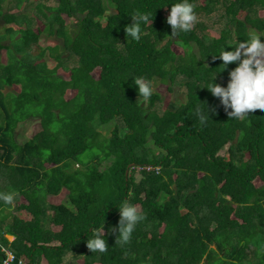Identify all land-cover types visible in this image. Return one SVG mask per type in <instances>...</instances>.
Masks as SVG:
<instances>
[{
  "label": "trees",
  "instance_id": "trees-1",
  "mask_svg": "<svg viewBox=\"0 0 264 264\" xmlns=\"http://www.w3.org/2000/svg\"><path fill=\"white\" fill-rule=\"evenodd\" d=\"M3 1L0 41L10 43L0 42V192L14 191L29 219L0 201V264H62L70 252L82 264H264V112L230 118L202 88L222 70L214 55L264 35V0H190L198 17L223 8L216 37L202 33L203 23L168 36L178 0H56L32 9L20 0L8 13ZM137 12L153 18L139 42L124 31ZM42 33L60 42L43 47ZM228 70L214 82L226 87ZM136 77L172 92L184 85L183 102L159 112L160 93L145 101ZM197 108L210 119L202 122ZM31 118L40 129L21 140L17 128ZM103 160L110 163L99 169ZM64 189L65 200L47 202ZM125 200L146 218L120 244L108 230ZM102 226L109 248L92 253L87 236Z\"/></svg>",
  "mask_w": 264,
  "mask_h": 264
},
{
  "label": "clouds",
  "instance_id": "clouds-1",
  "mask_svg": "<svg viewBox=\"0 0 264 264\" xmlns=\"http://www.w3.org/2000/svg\"><path fill=\"white\" fill-rule=\"evenodd\" d=\"M130 17L132 23L126 25L124 31L127 37L139 42L143 35L142 25H150L153 18H150L149 14L139 12ZM197 22L195 5L190 0H178L171 4L166 18V23L171 27V35L168 36L176 37L182 32L187 33ZM261 37L264 35L253 33L247 40L237 41L232 45V50L223 48L219 55L213 56L214 59L218 58L222 61L220 65L222 70L216 72L202 88L208 89L214 97L219 99L230 118L244 119L253 112H264V42L261 41ZM234 62L236 67L228 70L229 64ZM225 70H228L226 87L214 82L216 74ZM131 81L137 89L138 96L143 97L145 101L150 100L154 91L153 82L145 77H136ZM196 111L202 122L210 119L208 110L206 115L200 108ZM16 195L14 191L0 192V201L11 205ZM117 208L118 223L109 228L108 234H116L115 243L126 244L130 241L138 223L146 217L127 200ZM90 234L91 238L87 236L86 240L88 249L92 253L106 252L109 247L106 243L104 227L91 228ZM2 249L6 250L4 247ZM9 252L13 256L10 250Z\"/></svg>",
  "mask_w": 264,
  "mask_h": 264
},
{
  "label": "rangeland",
  "instance_id": "rangeland-1",
  "mask_svg": "<svg viewBox=\"0 0 264 264\" xmlns=\"http://www.w3.org/2000/svg\"><path fill=\"white\" fill-rule=\"evenodd\" d=\"M20 0H4L2 2V10L4 13H8L10 11L12 12H16L17 10V5L19 3ZM37 2H42L44 4H47L49 6L51 5H56L57 1L56 0H29V4L28 7H35L37 5ZM31 7V9L33 8ZM224 10L222 8L221 11L218 12V10H215L214 13H212V15H200L198 17V22L197 23H203L208 27V30H204V32L207 34L208 36L211 37H216L219 34V30L223 27V23L226 22V18H223L222 14H223ZM42 20V19H40ZM69 23H71V20H66ZM41 23H39L38 25H40ZM6 26L7 24L5 23V21L3 20L2 17H0V35H3L6 31ZM70 26V25H69ZM15 28H17L16 26H14ZM2 46H6L8 45L10 42L8 41L7 38L2 39L1 41ZM56 42H60V38L58 39L57 36H55V34H46V33H42L41 34V38H40V42L39 45H42L43 47L46 45H54ZM173 48L175 50V52H177V54L183 53L182 48L178 45H173ZM38 49V48H37ZM7 49L6 48H0V62L7 60ZM63 64L66 65H72L73 64V60L70 58L69 55H66L65 58L63 59ZM47 65L48 67H53L55 65V61L52 58H47ZM60 74H63L64 76H67V73L60 70L59 72ZM181 78L179 77V80ZM18 91L19 90V85H15L13 87H8V89H6V91ZM174 92L167 90L168 88L165 85L162 84H157L155 85L154 89L155 91H157L158 93H160L161 99L159 102H157L156 104V109L159 112H162L165 108L167 107H171V105L173 106H179V104L181 102H183V94L186 93V87L184 85H176L174 86ZM69 94V93H67ZM180 98V100H175L174 97ZM110 127H104L102 130L105 134H108L110 132V129H108ZM40 129V122L38 119L36 118H31V121L28 125H24L23 127H18L17 128V132L19 135H17L18 138H20L21 140L26 139L27 137H31L33 136L38 130ZM91 151L88 152V154H90ZM109 161L108 160H103L100 164H99V169H104L106 168V166L109 165ZM78 165H75V168H78ZM67 195V190H63L59 195H48L46 197L47 202L49 203V200L52 198V202L55 204L60 203L61 201L65 200ZM23 200L19 197H16L15 200L13 201V203L11 204V207L6 208L5 211L9 212L11 214H15V215H20L21 217H24L29 219V217L27 215H25V213H22L20 211H17V204L21 203ZM44 227L46 228H53L51 226V222L50 221H45L44 222ZM56 228V227H54ZM58 228V227H57ZM5 237L8 239V241H13L14 237L10 234H5ZM4 248L7 250L8 252V258L11 257V253L9 252V250L4 246ZM74 253V254H73ZM70 252L67 256V258L65 259V261L62 264H82L83 262V258L78 257L77 255H75V252ZM252 259V258H251ZM40 264H47V260L46 259H42L40 261Z\"/></svg>",
  "mask_w": 264,
  "mask_h": 264
},
{
  "label": "built area",
  "instance_id": "built-area-1",
  "mask_svg": "<svg viewBox=\"0 0 264 264\" xmlns=\"http://www.w3.org/2000/svg\"><path fill=\"white\" fill-rule=\"evenodd\" d=\"M13 256H11L10 258H8V260L12 259ZM4 264H7V260L4 261Z\"/></svg>",
  "mask_w": 264,
  "mask_h": 264
}]
</instances>
